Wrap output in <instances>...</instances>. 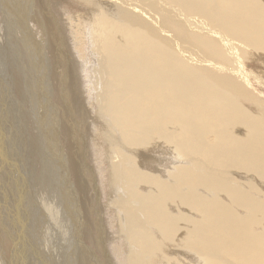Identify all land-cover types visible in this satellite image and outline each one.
Wrapping results in <instances>:
<instances>
[{"label":"bare ground","instance_id":"obj_1","mask_svg":"<svg viewBox=\"0 0 264 264\" xmlns=\"http://www.w3.org/2000/svg\"><path fill=\"white\" fill-rule=\"evenodd\" d=\"M67 1L0 0V264H264V0Z\"/></svg>","mask_w":264,"mask_h":264},{"label":"rangeland","instance_id":"obj_2","mask_svg":"<svg viewBox=\"0 0 264 264\" xmlns=\"http://www.w3.org/2000/svg\"><path fill=\"white\" fill-rule=\"evenodd\" d=\"M3 2H5V3H10L11 2V0H2ZM67 1V0H66ZM68 2V9H69V11L72 13V14H74V13H76V15H79V16H82L81 15V13H80V11H78V9L76 8V6H74L73 4H72V2H73V0L72 1H70V0H68L67 1ZM261 69V68H260ZM259 69V70H260ZM261 70H263V69H261ZM2 79V78H1ZM7 80V79H6ZM3 81V85L4 84H6L8 81ZM3 85H1L0 84V95H1V99H0V127H1V125H2V129H0V151H2V149H3V147L4 146H6V144H7V140H8V142H9V144L12 146V144H11V141H9L10 140V138L9 137H7V140H6V135H8V136H10V137H12L11 136V134L10 133H12L13 135H15V139H17V141L18 142H21V137L23 136V130H22V128H20L19 126H21V125H19V121L17 122V121H15V119H16V117H17V120L18 119H21V121L22 122H20V123H24L23 122V120H22V118H23V115L22 114H19L18 112L16 113V111H15V107H14V103L12 102L13 101V99L10 97V95H11V92L8 90V91H3V89H2V86ZM7 86V85H6ZM6 98V99H5ZM8 98V99H7ZM6 100H8V101H6ZM8 102L10 103V104H8ZM12 103V104H11ZM8 105H9V107H8ZM2 106V107H1ZM7 107V108H6ZM14 107V108H13ZM10 109H11V112H10ZM14 109V110H13ZM12 111H14V112H12ZM10 113V114H9ZM14 115H15V117H14ZM4 116V117H3ZM2 120V121H1ZM9 121V122H8ZM8 122V123H7ZM15 123V124H14ZM19 125L18 126V128H17V125ZM10 126V127H9ZM23 126H24V124H23ZM20 128V129H19ZM4 130V132H2ZM9 130V131H8ZM16 133H14L13 131ZM12 131V132H11ZM19 131V132H18ZM83 132H84V134L86 135V132L83 130ZM2 134V135H1ZM5 135V136H4ZM1 136H3V137H1ZM13 138V137H12ZM27 140H28V143L30 142V136H29V134H28V137H27ZM3 142H5V143H3ZM15 142H16V140H15ZM2 143H3V145H2ZM14 145V144H13ZM7 147V146H6ZM28 151H31L30 153L32 154L33 152H32V149H29ZM28 156H29V153H28ZM10 153H7V159L8 160H11L10 158ZM24 162H25V164H26V166H27V164H28V160H27V158L25 157V155H24ZM3 163V164H2ZM1 165H2V167L4 166V160L2 159H0V169L2 168L1 167ZM2 173V172H1ZM1 177H2V179H4L5 178V176L3 177V175H1ZM21 178V177H20ZM7 179V180H6ZM5 180L6 181H9L10 183H12V178L10 177V178H5ZM16 180H18V176H17V178H16ZM29 181V180H28ZM7 187H8V184H7ZM5 188V187H4ZM6 189V188H5ZM9 189V190H8ZM8 189H6V194H8V196H9V201H10V203L12 202V201H16V203H17V200L18 199H21V200H24L23 199V197H24V195L26 194H28V191H29V189H31L32 191H34V189H33V187H32V185H28L27 187H24V189H22V191L19 193V195H17L16 193H12L11 191V189H10V186L8 187ZM25 190V191H24ZM35 193V192H34ZM3 202L1 201L0 202V209L2 208V210H3V207L5 208V212L8 214V215H12L11 214V210H10V208L6 205V204H2ZM3 205V206H2ZM6 205V206H5ZM18 206H19V208H20V205L18 204ZM4 211V210H3ZM4 212V213H5ZM22 212L20 211L19 212V214H18V220H19V222L21 223H23V221L21 220L22 218H23V214H26V213H23V214H21ZM22 215V218L20 217ZM20 217V218H19ZM26 224L29 226V227H31V222H29V221H27L26 222ZM26 225V226H27ZM2 229V228H1ZM6 230H3L2 229V232L4 233ZM13 245V244H12ZM24 252H25V250H24ZM30 252H32L31 250H30ZM24 264H25V262H24Z\"/></svg>","mask_w":264,"mask_h":264}]
</instances>
